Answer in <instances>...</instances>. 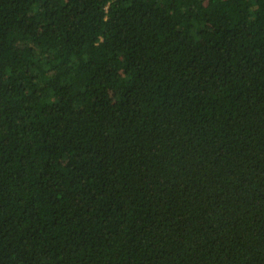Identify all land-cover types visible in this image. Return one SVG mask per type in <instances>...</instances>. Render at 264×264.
Masks as SVG:
<instances>
[{"label":"trees","instance_id":"1","mask_svg":"<svg viewBox=\"0 0 264 264\" xmlns=\"http://www.w3.org/2000/svg\"><path fill=\"white\" fill-rule=\"evenodd\" d=\"M0 264H264V0H0Z\"/></svg>","mask_w":264,"mask_h":264}]
</instances>
